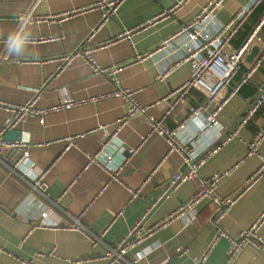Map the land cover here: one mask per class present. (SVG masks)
<instances>
[{"label":"crops","instance_id":"crops-1","mask_svg":"<svg viewBox=\"0 0 264 264\" xmlns=\"http://www.w3.org/2000/svg\"><path fill=\"white\" fill-rule=\"evenodd\" d=\"M95 1L42 0L34 6L35 0H0L1 102L13 106L34 101L41 110L65 99H92L125 89L134 92L140 105L149 106L146 114L135 113L125 120L128 101L113 95L44 115H27L16 123L26 143L22 154L15 160L10 153L13 147L0 149V263L192 264L195 257L208 253L204 264H264V249L248 245L228 261L227 239L219 238L213 244L220 226L237 237L264 211V177L245 187L260 165L257 155L246 156V152L264 126V105L234 134L247 104L260 87L264 89V59L249 80L257 87L255 94L244 96L229 87L234 89L251 69L253 63L246 59L251 50L246 54L240 73L225 90L228 100L216 122L207 124L213 105L200 117L189 116L191 107L206 103L203 93L193 90L177 103L171 95L189 78L187 64L175 65L164 80L157 79L164 65L175 62L170 50L188 35H179L166 49H157L208 0H183L179 6L178 0H123L116 14L104 22L101 9L79 10ZM246 1L224 0L215 10L214 22L229 21ZM30 11L34 16L53 18L26 23L20 35L35 42L23 41V51L9 55L8 39L16 36L20 16ZM255 18L238 33L231 48L241 43ZM152 19V24L126 34ZM260 37L261 52L254 61L264 52V29ZM78 48L80 52L68 62L59 60ZM154 51L153 56L137 57ZM89 58L101 67H121L116 81L95 73ZM11 113L0 106V130ZM148 115L165 116V125L178 129L177 141L193 140L188 152L192 161L205 156L201 146L220 144L199 168L201 178L224 173L216 182L217 193L235 198L220 226L212 221L215 205L209 198L200 202L193 222L188 223L185 216L165 220L189 199L195 185L183 182L161 199L165 184L174 173L186 171L188 163L186 155L172 149L165 137L150 134ZM259 150L264 151V139ZM125 151L130 153L128 158L123 156ZM107 155L113 156L114 167L122 164L117 174L103 164ZM19 160L21 165H17ZM28 165L34 173L44 172L45 191L36 189ZM130 189L138 191L136 198H131ZM140 220L144 238L122 259H108L106 253L117 249ZM46 221L61 227L45 226ZM260 235L264 237V222ZM180 247L185 253H178ZM145 249L152 251L137 257Z\"/></svg>","mask_w":264,"mask_h":264},{"label":"built area","instance_id":"built-area-1","mask_svg":"<svg viewBox=\"0 0 264 264\" xmlns=\"http://www.w3.org/2000/svg\"><path fill=\"white\" fill-rule=\"evenodd\" d=\"M42 0H35V5H37ZM123 0H96L94 4L88 8L79 9L81 11H87L92 9L102 10V22L108 21L112 18ZM224 0H208L206 4L196 12L193 17L182 25L180 29L173 35L164 38L157 51L166 49L169 47L171 41L179 35H188V39L182 44L178 45L175 50H170V54L174 56L175 62L173 64L164 65L157 75L158 80H164L169 73V70L174 68L175 65L185 63L189 67V78L179 87H177L171 95L175 98V103L182 101L187 94L191 93L193 90L200 91L206 97V103L202 106L191 107L190 117H200L203 114V110H208L212 105L214 107L213 112L209 117H206L207 124H212L216 122L217 113L222 106L228 100L225 97V90L231 85L235 77L240 73L242 63L245 59L246 54L255 45L262 44V38L260 37V32L264 29V0H247L246 3L231 17L227 22L217 23L214 22V15L216 8ZM183 3V0H178L176 5L179 6ZM78 10V11H79ZM259 10L256 18L253 20L251 28L249 29L245 38L241 43L234 48L230 45L232 41L236 38L238 33L243 29V27L251 21L253 16ZM33 12L23 13L20 16L21 22L16 34L22 41L35 42L20 34L26 23L31 20H48L53 17L50 16H34ZM66 14H69L67 12ZM152 20H148L143 25L137 26L132 30L126 31L129 35L132 31L141 29L149 24H152ZM46 39H39L38 41H45ZM146 52L144 54L140 53L137 55L138 59L145 58L147 56H153L155 52ZM80 49L70 55L60 57L63 63L68 62L75 54H78ZM87 57H90L89 51H85ZM169 56V53L167 54ZM264 59V52L253 62L251 69L243 74V76L236 82L234 91H239L240 87L248 82L252 77L253 73L261 66ZM92 64V69L95 73L101 74L108 79L116 81V75L121 70V67L115 65L113 67L105 68L97 65L91 58H89ZM123 97L128 101V109L125 115V120L134 115L135 113L146 114L149 106L140 105L133 97L134 92L125 89H115L113 93L101 95L92 99H65L60 104L49 107L46 109L38 110L34 105V101H28L21 105H9L0 101V106L5 107L12 113L10 117L6 120L4 126L0 130V149L5 147H22L25 146V142L22 140L20 142L9 143L3 139V134L8 130L15 127L16 123L24 119L27 115H44L52 111H60L62 109H69L72 107L80 106L88 102H98L103 98L110 96ZM174 103V104H175ZM264 105V89L260 87L259 94L253 99L250 105L246 108L236 126V134L239 129L244 127L249 121L254 117V115L259 111V109ZM170 113V110L166 112V116ZM148 122L150 124V134L163 136L167 139L170 147L176 148L179 152L186 155V161L188 163V168L184 172L174 173L170 180L165 184L163 195L169 194L170 189L177 188L181 183L186 181H192L195 185L193 194L189 199L181 205L177 210L173 211L166 217V221L175 217H188V223L196 220L198 216L197 207L201 201L205 198H209L213 201L215 205V211L212 221L220 226L223 217L225 216L228 209L234 204L235 198L223 197L217 193L216 182L224 175V173H216L210 178H201L199 175V168L207 160L208 157L213 155L220 148V144H211L201 146L202 151H206L203 158L198 161H192L188 152L190 150L189 144L193 140H186L181 143L177 141V128H169L165 125V116L161 118H156L152 115L147 116ZM182 127H184L182 125ZM195 137V135L193 136ZM231 136L222 139L223 143L229 140ZM264 139V126L260 129L253 139L248 143L246 156L257 155L260 158V165L258 169L247 179L246 186L249 187L258 179L264 177V151L259 150L260 145ZM27 156V153L24 154ZM26 159V158H25ZM106 161L103 163L105 167L111 169L112 172L117 174L120 169H122V164L114 167L111 162L113 160L112 155L106 156ZM110 164V166H109ZM17 165H21V161H17ZM32 165H28L27 172L33 175V181L36 189L40 191H45L47 185L44 181V172L34 173ZM131 198H136L138 196V191L130 189ZM162 195V196H163ZM42 217L46 218L47 213L43 212ZM164 222V221H163ZM264 222V211L259 215V217L252 223L250 227L240 232L237 237L230 236L225 229L221 226L217 230L216 238L213 242L219 238L224 237L229 242V247L227 250L228 261L234 260L244 247L252 245L257 249H264V237L260 235V228ZM161 223L156 224V227ZM45 226L49 227H61L55 221L44 222ZM76 225L66 226V228H75ZM142 220H140L129 235L124 238L118 245L117 249H112L106 253L108 259H122L124 254L131 248H134L143 238L144 233L142 232ZM212 244V245H213ZM178 253H185V248L180 247L177 249ZM208 256V253L195 257L192 264H204ZM137 257H139L137 255ZM140 258V257H139ZM1 264V263H0Z\"/></svg>","mask_w":264,"mask_h":264},{"label":"water","instance_id":"water-1","mask_svg":"<svg viewBox=\"0 0 264 264\" xmlns=\"http://www.w3.org/2000/svg\"><path fill=\"white\" fill-rule=\"evenodd\" d=\"M260 52H261V47L260 46H258V45L253 46L252 49H251L250 54H248L247 57H246L247 61L250 62V63H253L254 62V59L260 54ZM229 90L232 92L234 89L232 87H229ZM258 94H259V92H257V94L255 95V97ZM249 105H250V102L247 104L246 108ZM22 138H23V131L21 129H19V128H16V127L12 128V129H8L3 134V139L5 141L9 142V143L20 142L22 140ZM10 153H13L14 154L13 156L15 157V160H16L22 154V149L20 147H13L12 149H10ZM123 156L125 158H128L130 156V153H128L127 151H125L123 153ZM187 156L190 157L189 155H187ZM171 191H173V189H170L168 191V193H170ZM167 195L168 194L163 195L161 197V199H164Z\"/></svg>","mask_w":264,"mask_h":264},{"label":"clouds","instance_id":"clouds-1","mask_svg":"<svg viewBox=\"0 0 264 264\" xmlns=\"http://www.w3.org/2000/svg\"><path fill=\"white\" fill-rule=\"evenodd\" d=\"M24 42L16 36H10L8 39L7 49L9 55H19L23 51ZM151 249H145L142 252L137 253L140 258L150 254Z\"/></svg>","mask_w":264,"mask_h":264},{"label":"trees","instance_id":"trees-1","mask_svg":"<svg viewBox=\"0 0 264 264\" xmlns=\"http://www.w3.org/2000/svg\"><path fill=\"white\" fill-rule=\"evenodd\" d=\"M258 13H259V10L256 12V14L253 17H256ZM244 38L245 36L242 39ZM256 90H257V87L248 81L240 87L238 92L244 96H252L255 94Z\"/></svg>","mask_w":264,"mask_h":264}]
</instances>
